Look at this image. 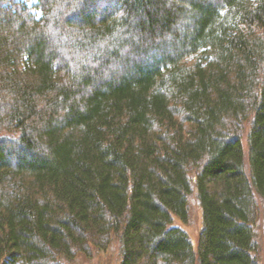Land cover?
Segmentation results:
<instances>
[{
	"label": "trees",
	"instance_id": "trees-1",
	"mask_svg": "<svg viewBox=\"0 0 264 264\" xmlns=\"http://www.w3.org/2000/svg\"><path fill=\"white\" fill-rule=\"evenodd\" d=\"M30 1L0 0V264H264V0Z\"/></svg>",
	"mask_w": 264,
	"mask_h": 264
},
{
	"label": "rangeland",
	"instance_id": "rangeland-1",
	"mask_svg": "<svg viewBox=\"0 0 264 264\" xmlns=\"http://www.w3.org/2000/svg\"><path fill=\"white\" fill-rule=\"evenodd\" d=\"M35 2H36L35 0H31L30 2H28L27 5L31 7L35 4ZM189 205L191 212V220L189 224L186 225L184 228L190 235L191 239L194 241L201 228V213L194 196L190 198ZM118 254H119V244L117 240H113L112 244L109 246L107 250H105L104 253L94 254L93 259H89L88 261H82L80 259V261L76 262V264H117Z\"/></svg>",
	"mask_w": 264,
	"mask_h": 264
}]
</instances>
